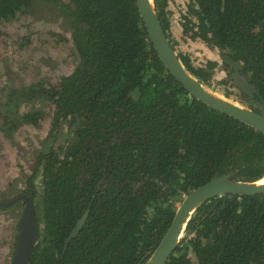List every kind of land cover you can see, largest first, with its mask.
Here are the masks:
<instances>
[{"label":"trees","instance_id":"trees-1","mask_svg":"<svg viewBox=\"0 0 264 264\" xmlns=\"http://www.w3.org/2000/svg\"><path fill=\"white\" fill-rule=\"evenodd\" d=\"M31 3L0 0V22ZM167 5L154 0L176 49ZM64 15L80 63L56 84L44 80L9 96L45 97L55 106L52 140L23 192L37 217L30 264H144L183 196L225 175L245 183L264 179V133L188 93L160 61L137 0H71ZM179 23L184 37L221 51L226 70L225 57L240 64L255 99L264 102V0H190ZM178 56L210 85L217 62L195 67L190 56ZM218 84L234 89L232 79ZM37 115L16 111L10 131L16 121L37 125ZM63 124L70 134L57 145ZM166 264H264V194L202 203Z\"/></svg>","mask_w":264,"mask_h":264},{"label":"rangeland","instance_id":"rangeland-1","mask_svg":"<svg viewBox=\"0 0 264 264\" xmlns=\"http://www.w3.org/2000/svg\"><path fill=\"white\" fill-rule=\"evenodd\" d=\"M70 1L32 0L24 14L9 22H0V202L15 198L27 187V177L35 170L40 152L52 140L48 136L55 108L45 97L28 96L18 104L19 113L22 116L26 112H37L40 114L36 116L37 125L16 121L10 131L13 107L8 113L5 104L10 90L32 87L44 80L56 84L80 63L72 25L64 15V7ZM189 1L168 0L167 13L172 37L177 42L176 53L190 56L195 67H202L208 61L217 62L218 67L206 89L233 104L248 107L237 98V91L218 84L223 80L231 81L230 72L224 67L223 53L202 41L183 36L179 21L180 16L187 13ZM230 92L232 94L228 95ZM68 133V125L63 124L56 134L57 145L67 141ZM23 210L21 202L0 207V264L12 262Z\"/></svg>","mask_w":264,"mask_h":264},{"label":"water","instance_id":"water-1","mask_svg":"<svg viewBox=\"0 0 264 264\" xmlns=\"http://www.w3.org/2000/svg\"><path fill=\"white\" fill-rule=\"evenodd\" d=\"M137 4L144 26L160 61L167 71L184 86L188 93L207 106L264 133V102L255 99L257 90L250 84L247 77L242 74V66L234 62L230 57H225L226 64L234 70L231 74L234 89L241 94H246L254 98L252 101H241V103H246L248 107H240L207 90L197 78L188 72L172 47L162 27L158 13L155 10L154 2L152 0H137ZM262 181L255 183L236 182L230 180V177L225 175L213 179L190 192L180 204L163 240L150 259L144 264H166L168 262L174 252L179 248L188 222L196 212L198 206L202 203L211 198L228 194H264V183ZM19 200H23L25 205L18 224V237L11 264H30L38 238L34 200L26 194H21L2 205L8 207Z\"/></svg>","mask_w":264,"mask_h":264},{"label":"flooded vegetation","instance_id":"flooded-vegetation-1","mask_svg":"<svg viewBox=\"0 0 264 264\" xmlns=\"http://www.w3.org/2000/svg\"><path fill=\"white\" fill-rule=\"evenodd\" d=\"M175 51H176V49H174ZM229 66V65H228ZM230 67V66H229ZM228 70V69H227ZM229 72H230V75L234 72V70L230 67L229 68V70H228ZM20 90L22 89V88H19ZM238 92V91H237ZM12 93V89L10 90V93H9V95H8V97H7V99H9V100H6V101H8V102H5V104L7 105V112L9 113V112H11V110H12V107H13V110H12V115L16 112V111H18L19 112V109H18V104L19 103H21V101L23 100V99H25V98H27L28 96H24V97H22V98H20L19 97V99H18V101L17 100H15L14 98H10L9 96H10V94ZM238 94H240L239 92H238ZM238 97V96H237ZM247 98L249 99L248 101H252L254 98L253 97H251V96H249V95H247ZM13 103H14V106H13ZM4 108H5V106H4ZM23 113V112H22ZM11 115V114H10ZM19 115H20V113H19ZM13 121V120H12ZM21 194H25V193H21ZM21 194H19V195H17L16 197H18V196H20ZM27 195V194H26ZM15 197V198H16ZM15 198H13V199H15ZM13 199H11V200H13ZM11 200H7L6 202H0V207H4V208H7V207H5V206H3L2 204L3 203H8V202H10ZM18 202H21L22 204H23V207H24V205H25V203H24V201L23 200H19ZM17 203V202H16ZM13 205V204H12ZM11 205H9L8 207H10ZM15 246H16V244H15Z\"/></svg>","mask_w":264,"mask_h":264},{"label":"bare ground","instance_id":"bare-ground-1","mask_svg":"<svg viewBox=\"0 0 264 264\" xmlns=\"http://www.w3.org/2000/svg\"><path fill=\"white\" fill-rule=\"evenodd\" d=\"M262 183H264V180L262 181Z\"/></svg>","mask_w":264,"mask_h":264}]
</instances>
